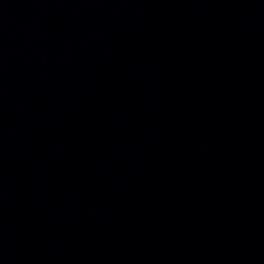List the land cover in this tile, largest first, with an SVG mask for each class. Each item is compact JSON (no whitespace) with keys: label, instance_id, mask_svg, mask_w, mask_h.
I'll return each instance as SVG.
<instances>
[{"label":"water","instance_id":"water-1","mask_svg":"<svg viewBox=\"0 0 264 264\" xmlns=\"http://www.w3.org/2000/svg\"><path fill=\"white\" fill-rule=\"evenodd\" d=\"M0 264H264V0H0Z\"/></svg>","mask_w":264,"mask_h":264}]
</instances>
